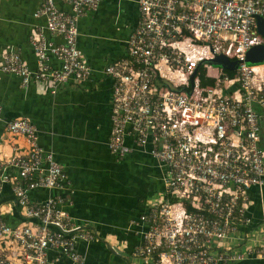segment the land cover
Segmentation results:
<instances>
[{
    "label": "built area",
    "instance_id": "1",
    "mask_svg": "<svg viewBox=\"0 0 264 264\" xmlns=\"http://www.w3.org/2000/svg\"><path fill=\"white\" fill-rule=\"evenodd\" d=\"M100 1L39 0L33 17L44 23L29 35L36 69L6 47L0 72L23 88L34 83L50 92L89 81L78 27ZM136 3L125 55L102 71L112 84L108 153L117 162L132 154L152 158L163 184L130 224L142 240L132 256L142 264L264 260V220L256 230L250 215L252 189L264 188V59L246 61L264 44V0ZM221 56L235 63L232 76L214 63ZM5 129L28 150L0 159V192L9 186L20 217L0 219V264H86L77 245L97 238L65 210L74 194L69 176L27 118L7 121ZM35 191L56 193L33 201Z\"/></svg>",
    "mask_w": 264,
    "mask_h": 264
},
{
    "label": "crops",
    "instance_id": "2",
    "mask_svg": "<svg viewBox=\"0 0 264 264\" xmlns=\"http://www.w3.org/2000/svg\"><path fill=\"white\" fill-rule=\"evenodd\" d=\"M38 4L39 0H0V52L6 47L15 49L31 70L36 69V61L29 44L30 31L44 23L33 17ZM137 16L136 0H101L96 11L79 20L78 49L93 70L87 82L50 92L34 83L23 88L18 77L0 72V159L28 150L24 138L5 129L7 121L27 118L38 130L40 146L54 153L69 176L74 194L65 210L96 233L95 241L77 245L86 264H142L132 256L142 240L130 224L144 212L145 203L156 200L151 198L163 191L152 158L132 154L117 162L106 147L111 132L112 84L102 71L124 57L125 41ZM52 66L57 68V63ZM260 137L264 150V125ZM55 193L35 191L30 196L42 201ZM251 197L254 206L250 215L257 230L264 220V188H253ZM0 202V219L16 223L19 219L7 185L2 187ZM60 264L67 263L63 260ZM234 264H264V260Z\"/></svg>",
    "mask_w": 264,
    "mask_h": 264
},
{
    "label": "water",
    "instance_id": "3",
    "mask_svg": "<svg viewBox=\"0 0 264 264\" xmlns=\"http://www.w3.org/2000/svg\"><path fill=\"white\" fill-rule=\"evenodd\" d=\"M258 29L264 38V24H263V22L258 23ZM263 59H264V44L251 49L249 51V53L247 54V60L246 61L249 64H258V63H261L263 61ZM214 63L222 66L224 69H227L229 71H231L235 65L234 62H230L229 60H227L226 58H224L222 56L217 58Z\"/></svg>",
    "mask_w": 264,
    "mask_h": 264
},
{
    "label": "trees",
    "instance_id": "4",
    "mask_svg": "<svg viewBox=\"0 0 264 264\" xmlns=\"http://www.w3.org/2000/svg\"><path fill=\"white\" fill-rule=\"evenodd\" d=\"M226 72H228V74L230 75V76H232V72L231 71H229V70H225ZM203 79V78H202ZM0 204H1V202H0ZM17 214V213H16ZM19 218V220H20V217H18Z\"/></svg>",
    "mask_w": 264,
    "mask_h": 264
},
{
    "label": "rangeland",
    "instance_id": "5",
    "mask_svg": "<svg viewBox=\"0 0 264 264\" xmlns=\"http://www.w3.org/2000/svg\"><path fill=\"white\" fill-rule=\"evenodd\" d=\"M158 198V195L157 194H155V196L154 197H152L151 199H157Z\"/></svg>",
    "mask_w": 264,
    "mask_h": 264
}]
</instances>
